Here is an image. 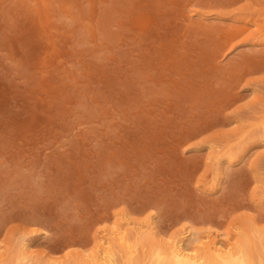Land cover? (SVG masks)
I'll list each match as a JSON object with an SVG mask.
<instances>
[{
  "label": "rangeland",
  "instance_id": "1",
  "mask_svg": "<svg viewBox=\"0 0 264 264\" xmlns=\"http://www.w3.org/2000/svg\"><path fill=\"white\" fill-rule=\"evenodd\" d=\"M262 140L264 0H0V264L25 237L75 264L122 218L259 250Z\"/></svg>",
  "mask_w": 264,
  "mask_h": 264
},
{
  "label": "bare ground",
  "instance_id": "2",
  "mask_svg": "<svg viewBox=\"0 0 264 264\" xmlns=\"http://www.w3.org/2000/svg\"><path fill=\"white\" fill-rule=\"evenodd\" d=\"M262 147H264V144H262ZM223 159L226 160L222 157L221 160L217 162L216 169L219 171L223 167ZM150 225V223H137L123 218L116 220L113 222L111 228L101 232L95 241L94 247L88 254H80L76 257L77 259L74 260L75 264H117L116 259L118 257L115 258L117 253L115 249L117 247L125 253L126 264H133V254L136 251V245H144L145 243H149L148 245L150 247L148 255L144 256L148 259L147 264H254L252 252L257 248L255 247L254 250L250 249L247 242L248 239L246 240L244 237L241 238L238 234H236L237 237L234 236L236 240L232 242V238L228 235L229 233L221 235L220 233H212L208 230L197 231L189 227L182 230L180 233L160 238L157 237V235L156 237L152 236ZM25 239H20L22 243L19 248L23 250L21 249L19 253L17 249L19 254H17L15 258L13 257L16 261L13 260L15 263L13 262L12 264H18V262L27 264L31 261L30 257L26 258L29 255L25 253H30V251H28L30 247L28 241L30 239ZM257 247L260 248L255 251H258L257 254L262 251L260 255L262 256L261 258H264V243H262V247L261 242H259V244L257 243ZM257 256H259V254ZM120 259L122 260V258ZM142 260L144 261V259ZM34 262L35 263L31 264L42 263L41 260L40 262ZM44 264L50 263L44 262Z\"/></svg>",
  "mask_w": 264,
  "mask_h": 264
}]
</instances>
